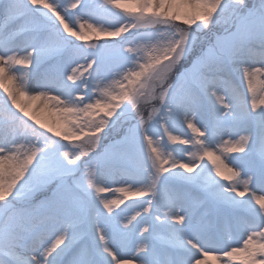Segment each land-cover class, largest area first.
<instances>
[{
    "label": "snow or ice",
    "instance_id": "obj_1",
    "mask_svg": "<svg viewBox=\"0 0 264 264\" xmlns=\"http://www.w3.org/2000/svg\"><path fill=\"white\" fill-rule=\"evenodd\" d=\"M258 193L264 0H0V264H264Z\"/></svg>",
    "mask_w": 264,
    "mask_h": 264
},
{
    "label": "rangeland",
    "instance_id": "obj_2",
    "mask_svg": "<svg viewBox=\"0 0 264 264\" xmlns=\"http://www.w3.org/2000/svg\"><path fill=\"white\" fill-rule=\"evenodd\" d=\"M176 134H177V135H182V134H184V130L181 129V128L179 127V125L177 126V132H176ZM258 194H264V193H258Z\"/></svg>",
    "mask_w": 264,
    "mask_h": 264
}]
</instances>
